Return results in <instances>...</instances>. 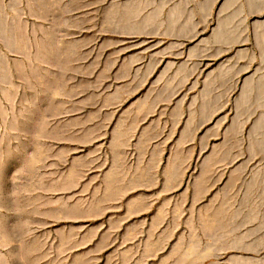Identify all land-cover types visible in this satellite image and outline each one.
Here are the masks:
<instances>
[{"label":"rangeland","instance_id":"374dc122","mask_svg":"<svg viewBox=\"0 0 264 264\" xmlns=\"http://www.w3.org/2000/svg\"><path fill=\"white\" fill-rule=\"evenodd\" d=\"M263 139L264 0H0V264H264Z\"/></svg>","mask_w":264,"mask_h":264},{"label":"crops","instance_id":"0c3cea01","mask_svg":"<svg viewBox=\"0 0 264 264\" xmlns=\"http://www.w3.org/2000/svg\"><path fill=\"white\" fill-rule=\"evenodd\" d=\"M177 21V20H176ZM175 21V22H176ZM184 23H185V21H183ZM182 21H181V23H183ZM135 178H138V175H134V179ZM137 181V180H136ZM127 206V207H126ZM133 207H138V200L136 199H131V200H127V203H126V205H125V215H126V212H127V210H128V208H129V210L128 211H130L131 210V208H133ZM132 212V211H131ZM124 215V216H125ZM128 215V214H127ZM137 234H138V230H135L134 229V227H129V229L126 227L124 230H123V233H122V235H124L125 236V238L128 240V243L130 244V245H128V246H126V247H128V249L129 248H133V247H136L135 246V244H137L138 245V236H137Z\"/></svg>","mask_w":264,"mask_h":264},{"label":"bare ground","instance_id":"6f19581e","mask_svg":"<svg viewBox=\"0 0 264 264\" xmlns=\"http://www.w3.org/2000/svg\"><path fill=\"white\" fill-rule=\"evenodd\" d=\"M132 11H133V10H132ZM131 16H132V15H131ZM131 16H130V17H131ZM128 17H129V16H128ZM132 17H133V16H132ZM132 17H131V18H132ZM147 22H149V20H147ZM147 22H146V23H147ZM153 22H154V21H151L149 24L151 25ZM7 26H8V25H7ZM7 26H6V27H7ZM11 26H12V25H11ZM6 27H5V28H6ZM9 29H12V27H10ZM12 30H13V29H12ZM9 31H10V30H9ZM5 32H6V31H5ZM10 33H12V32H10ZM10 33H8V35H9ZM6 34H7V33H6ZM6 34H5V35H6ZM10 36H11V34H10ZM6 39H7V38H6ZM9 39H10V37H9ZM245 82H246V81H245ZM247 84H248V83H247ZM244 86L246 87V85H244ZM245 89H246V88H245ZM258 141H259V140H258ZM258 141H256V143H258L256 149H257V148H264V142H262V141L258 142ZM263 141H264V139H263ZM254 144H255V143H254Z\"/></svg>","mask_w":264,"mask_h":264}]
</instances>
